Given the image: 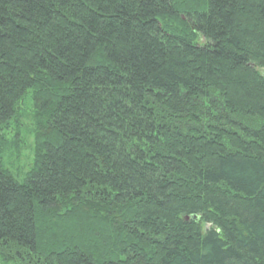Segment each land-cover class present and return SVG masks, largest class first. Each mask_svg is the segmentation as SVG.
<instances>
[{"label":"trees","instance_id":"obj_1","mask_svg":"<svg viewBox=\"0 0 264 264\" xmlns=\"http://www.w3.org/2000/svg\"><path fill=\"white\" fill-rule=\"evenodd\" d=\"M0 264H264V0H0Z\"/></svg>","mask_w":264,"mask_h":264},{"label":"rangeland","instance_id":"obj_2","mask_svg":"<svg viewBox=\"0 0 264 264\" xmlns=\"http://www.w3.org/2000/svg\"><path fill=\"white\" fill-rule=\"evenodd\" d=\"M33 140V139H32ZM32 144V141H31ZM32 153L29 147L25 149V151L22 154V157L20 158V161L24 164L23 166L26 167V163L28 164L29 159L31 158Z\"/></svg>","mask_w":264,"mask_h":264}]
</instances>
